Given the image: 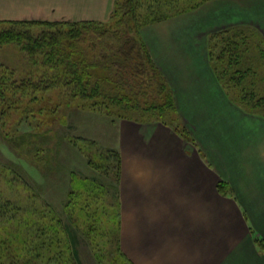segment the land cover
<instances>
[{"label":"crops","instance_id":"crops-1","mask_svg":"<svg viewBox=\"0 0 264 264\" xmlns=\"http://www.w3.org/2000/svg\"><path fill=\"white\" fill-rule=\"evenodd\" d=\"M58 1L85 7L74 22L106 23L116 6V0H0V22L65 21L52 17ZM243 25L264 36V0H206L141 31L209 164L164 125L126 124L119 143L122 243L135 264H264L247 226L238 243L224 242L225 258L217 262L216 169L238 183L241 203L264 236V117L233 105L208 57L211 33Z\"/></svg>","mask_w":264,"mask_h":264},{"label":"trees","instance_id":"trees-1","mask_svg":"<svg viewBox=\"0 0 264 264\" xmlns=\"http://www.w3.org/2000/svg\"><path fill=\"white\" fill-rule=\"evenodd\" d=\"M205 1L116 0L111 19L106 23L0 22V26H5L0 30V46L17 44L32 65L42 63L50 70V73L30 77L20 84L12 76L0 72V99L5 100V93L12 92L11 86L23 93H17V96L22 95L21 100L23 96H30L26 95L28 92L60 88L66 89L68 96L84 107L114 120L171 125L174 122L171 116L178 113L175 94L153 60L141 31L149 25L195 10ZM208 39L213 71L221 86L227 89V95L241 107L264 117L263 34L254 27L243 25L213 32ZM181 134L187 139L190 137L185 129ZM49 136L47 131L36 135L38 146L31 156L38 167L43 165V169L48 161L46 141ZM100 156L106 166L117 160L113 165L117 164L121 173L122 156L118 149L100 151ZM44 176H48L46 172ZM75 177L74 182L80 183L84 179L93 184L88 179ZM74 182L70 201L82 193ZM8 211L11 213L7 215V222H19V232L27 233L26 237H21V242L28 249L7 262L83 264L78 251L80 224L75 226L72 221L66 225L62 216L48 204L35 211L29 206H11L0 199V215Z\"/></svg>","mask_w":264,"mask_h":264},{"label":"rangeland","instance_id":"rangeland-1","mask_svg":"<svg viewBox=\"0 0 264 264\" xmlns=\"http://www.w3.org/2000/svg\"><path fill=\"white\" fill-rule=\"evenodd\" d=\"M56 6L57 12L52 17L65 21L81 18L77 13L85 8L63 1H58ZM100 19H106L103 13ZM4 28L0 26V30ZM39 64L32 65L27 54L17 44L0 46V72L12 76L18 81L17 84L30 77L50 73L42 63ZM10 90L12 92L5 93V100L0 99V199L8 201L11 206H29L35 211L48 204L62 216L66 225L72 221L75 226L80 224L82 230L78 238V251L83 264H135L122 243L123 205L120 187L123 168L120 173L117 164L113 165L117 160L111 166H106L102 163L104 158L100 156V151L119 150L126 124L138 122L114 120L86 108L78 100L71 99L66 89L28 92L26 95L30 96H23L22 100V95L17 96V93L22 92L12 89V86ZM224 90L227 91L226 88ZM228 99L246 115H257L241 107L232 97L228 96ZM173 117V127L163 122L155 123L170 128L190 146L191 151L199 150V160L209 164L204 148L206 146L200 147L202 145L193 132V126L188 128L187 119L180 111ZM183 129L190 134L189 139L182 136ZM195 130H198L197 126ZM46 131L50 135L46 141L49 153L43 169V165L38 167L31 156L38 146L36 135ZM45 172L48 175L46 178ZM215 172L216 198L224 201L219 204L217 200L215 211L216 237H220L217 238V244L222 246L217 254V262L225 258V244H232L235 239L238 243L244 237V226H247L250 244L255 246L259 254L264 255V236L253 225L241 203L238 183L234 179L230 182L217 169ZM74 175L88 179L94 185L84 179L80 183L77 180L74 182ZM73 182L82 193L70 201ZM69 203L70 208L67 207ZM10 213L8 211L0 215V264H12L7 261L14 259L17 254L23 255L28 249L21 242V237L27 236L26 232L25 235L19 232L21 224L17 221L7 222Z\"/></svg>","mask_w":264,"mask_h":264}]
</instances>
